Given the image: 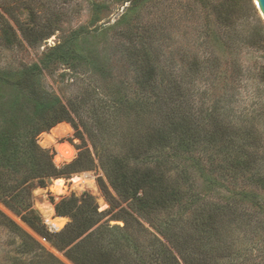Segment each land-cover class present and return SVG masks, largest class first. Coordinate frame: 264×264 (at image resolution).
Here are the masks:
<instances>
[{"label": "rangeland", "instance_id": "374dc122", "mask_svg": "<svg viewBox=\"0 0 264 264\" xmlns=\"http://www.w3.org/2000/svg\"><path fill=\"white\" fill-rule=\"evenodd\" d=\"M253 1L0 0V70L19 71L47 59L49 63L38 77L41 87L66 104L73 101L80 105L85 124L76 117L81 136L69 121L58 122L38 135L40 147L54 153L53 163L59 172L44 186L34 181L30 190L23 192V201L0 199V264H76L67 250L78 240L64 247L56 235L66 229L71 217L62 215L66 220L55 229L43 215L44 209L52 208L54 217H62L55 203L71 196L78 198V204L87 196L97 206L101 218L92 229L100 224L111 230L118 226L120 229L112 233L123 240L122 233L127 234L130 249L138 246L140 250L159 251L164 237L147 219L158 226L165 215L144 218L134 213L142 227L129 218L128 227H124L118 210L130 207L114 200L117 194L98 159L91 169L76 163L80 150L89 148L94 155L90 130L106 142L114 132L111 128L99 131L92 108L117 86L133 93L136 69L128 49L143 44L159 58L161 67L178 76L186 71L185 62L197 57L206 60L202 72L190 79L188 86L195 109H217L232 126L243 127L253 121L264 132V18ZM213 6L218 12L211 11ZM145 124L138 126L143 130ZM67 126L66 133L50 142L55 127ZM63 143L72 145L75 155L60 162L58 145ZM261 152L264 154V147ZM187 157L183 162L190 165ZM189 169L201 185L196 170ZM99 176L110 193L102 187ZM80 178L87 182L76 185ZM58 180L62 181L61 191L57 190ZM250 188L263 206L247 202L245 207L253 219L246 216L244 222L224 231L231 250H235L219 264H264V190ZM224 196L221 188L210 194L215 201H223ZM92 244L88 241L84 247Z\"/></svg>", "mask_w": 264, "mask_h": 264}, {"label": "trees", "instance_id": "16d2710c", "mask_svg": "<svg viewBox=\"0 0 264 264\" xmlns=\"http://www.w3.org/2000/svg\"><path fill=\"white\" fill-rule=\"evenodd\" d=\"M216 9L213 6L211 11ZM128 50L136 69V88L130 94L117 86L92 108L99 131L111 128L114 132L106 142L90 130L94 155L89 148L80 150L76 163L91 169L98 159L117 194L114 200L130 207L118 210L124 227H128V218L142 227L134 213L144 218L164 214L158 226L147 220L165 241L159 240L161 248L156 252L138 246L130 249L127 234L122 233L123 240L112 233L118 226L111 230L100 224L92 229L101 213L87 196L81 204L75 196L55 203L58 215L71 217L66 229L56 235L64 247L78 240L67 250L76 264H219L235 250L224 231L244 222L246 216L253 219L247 202L263 206L250 187L264 190V132L253 121L232 126L217 109H195L188 86L206 60L197 57L185 62L186 71L178 76L161 67L148 46L133 45ZM47 61L19 71L0 70V199L6 202L21 201L34 181L44 186L58 174L54 153L37 142L41 132L69 121L81 136L76 121L78 117L84 122L81 106L64 103L40 85L38 77ZM112 121H116L114 129ZM139 124H145V129ZM186 156L190 165L183 162ZM190 167L201 178V185ZM98 179L110 193L103 178ZM217 188L226 192L223 201L210 198ZM88 241L93 244L86 248Z\"/></svg>", "mask_w": 264, "mask_h": 264}, {"label": "bare ground", "instance_id": "6f19581e", "mask_svg": "<svg viewBox=\"0 0 264 264\" xmlns=\"http://www.w3.org/2000/svg\"><path fill=\"white\" fill-rule=\"evenodd\" d=\"M68 131V126L66 129H61L59 127H55L52 130V134L49 136L50 142L55 141V138L57 136H61L62 134L66 133ZM48 142V143H50ZM58 155L57 158L60 162L69 161L71 160L75 155V149L72 145H69L67 143H63L58 145ZM84 182H87V180L80 178L79 180H76V185L83 184ZM57 190L61 191L62 181L58 180L57 183ZM52 208L44 209L43 215L45 218V221L52 226V228L57 229L59 226H61L66 218L64 216L62 217H54Z\"/></svg>", "mask_w": 264, "mask_h": 264}, {"label": "water", "instance_id": "95a60500", "mask_svg": "<svg viewBox=\"0 0 264 264\" xmlns=\"http://www.w3.org/2000/svg\"><path fill=\"white\" fill-rule=\"evenodd\" d=\"M259 12L261 13L262 17L264 18V0H254Z\"/></svg>", "mask_w": 264, "mask_h": 264}]
</instances>
